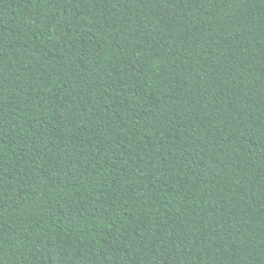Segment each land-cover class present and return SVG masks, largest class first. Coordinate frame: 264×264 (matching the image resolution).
<instances>
[{"label": "trees", "instance_id": "16d2710c", "mask_svg": "<svg viewBox=\"0 0 264 264\" xmlns=\"http://www.w3.org/2000/svg\"><path fill=\"white\" fill-rule=\"evenodd\" d=\"M0 264H264V0H0Z\"/></svg>", "mask_w": 264, "mask_h": 264}]
</instances>
